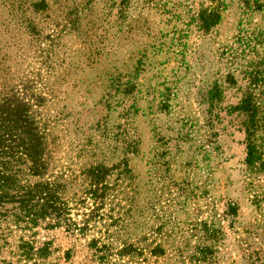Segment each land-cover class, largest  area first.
Here are the masks:
<instances>
[{
	"label": "rangeland",
	"instance_id": "obj_1",
	"mask_svg": "<svg viewBox=\"0 0 264 264\" xmlns=\"http://www.w3.org/2000/svg\"><path fill=\"white\" fill-rule=\"evenodd\" d=\"M43 1L47 10L36 13L33 5ZM9 2L21 4L18 17ZM212 8L221 22L205 34L197 20ZM22 18L44 37L55 35L45 43L54 51L53 71L35 58ZM263 23L244 0H0V51L14 71L40 73L56 96L53 114L65 118L57 170L77 177L94 162L118 168L105 206L114 216V246L165 250L130 264H201L203 254H215L218 264L264 263V217L255 201L263 178L250 185L246 135L228 112L237 91H227L222 113L207 103L238 39ZM74 186L71 192H80V183ZM229 205L239 208L236 219L226 216ZM3 213L0 264H24L16 254L21 232L7 227ZM43 236L61 249L51 261L73 246L62 232ZM74 245L67 264H93L82 244Z\"/></svg>",
	"mask_w": 264,
	"mask_h": 264
},
{
	"label": "trees",
	"instance_id": "obj_2",
	"mask_svg": "<svg viewBox=\"0 0 264 264\" xmlns=\"http://www.w3.org/2000/svg\"><path fill=\"white\" fill-rule=\"evenodd\" d=\"M9 5L11 14L18 17L21 4L18 8L16 2ZM244 5L248 13L264 19V0H244ZM33 7L36 13H41L48 6L43 1ZM22 20L23 33L34 48L35 58L40 60L42 68L53 71L54 51L51 45L45 48L48 45L45 43L53 44L55 35L44 37L29 19ZM197 22L200 31L209 34L221 22L220 10L203 11ZM235 45L227 59L228 72L210 88L207 103L210 110L222 113L227 91L236 89L237 102L228 112L240 120L239 127L246 135L245 163L252 179L250 185L254 188L253 182L263 178L262 193L255 195V201L264 217V23L259 29L243 34ZM16 49L18 54L23 51ZM13 66L11 56L1 50L0 221L7 211V227L21 232L16 247L21 261L24 264H67L76 254L74 244H82L87 254H91L93 264H130L141 260L145 253L150 257H163L165 250L161 245L114 246L111 235L114 225L109 224L114 216L106 212L105 206L109 192L114 190L110 187V177L118 168L94 162L81 176L58 171L56 164L61 160L63 142L67 141L64 132L59 130L64 113L60 114L62 117L53 114L52 101L56 96L54 91L46 92L40 73L36 76L21 74L14 71ZM84 150L85 147L82 152ZM124 167L123 174L128 178L129 163H124ZM77 183L81 190L72 193ZM238 214L239 208L229 205L226 216L236 219ZM260 227L264 231V221ZM57 231L65 234L73 246L66 250L65 258L58 256L51 261L55 254H61V249L54 239L42 241L39 237H50ZM203 255L199 259L201 264H218L215 254ZM259 255L251 254L255 263H259Z\"/></svg>",
	"mask_w": 264,
	"mask_h": 264
}]
</instances>
